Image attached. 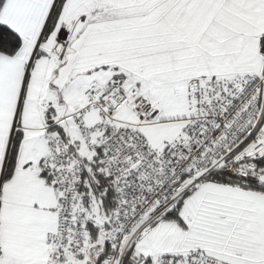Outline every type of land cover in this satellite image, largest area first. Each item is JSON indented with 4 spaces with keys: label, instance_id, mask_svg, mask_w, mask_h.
Instances as JSON below:
<instances>
[{
    "label": "snow or ice",
    "instance_id": "obj_1",
    "mask_svg": "<svg viewBox=\"0 0 264 264\" xmlns=\"http://www.w3.org/2000/svg\"><path fill=\"white\" fill-rule=\"evenodd\" d=\"M0 264H264V0H0Z\"/></svg>",
    "mask_w": 264,
    "mask_h": 264
}]
</instances>
